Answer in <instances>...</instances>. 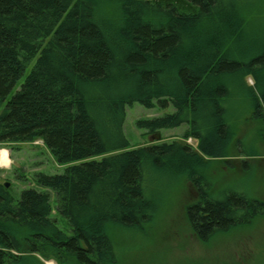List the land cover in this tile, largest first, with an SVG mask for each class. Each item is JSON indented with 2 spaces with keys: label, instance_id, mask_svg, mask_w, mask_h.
<instances>
[{
  "label": "trees",
  "instance_id": "1",
  "mask_svg": "<svg viewBox=\"0 0 264 264\" xmlns=\"http://www.w3.org/2000/svg\"><path fill=\"white\" fill-rule=\"evenodd\" d=\"M234 101L264 123V0H0V143L41 139L68 163L38 182L71 226L58 225L49 191L16 199L0 182V264H121L118 234L156 217L151 170L196 189L186 214L201 241L264 215L263 199L216 196L206 175L214 161L241 157L248 168L244 157L258 154L237 136ZM135 102L172 104L139 124H186L196 149L130 146L123 126Z\"/></svg>",
  "mask_w": 264,
  "mask_h": 264
},
{
  "label": "rangeland",
  "instance_id": "2",
  "mask_svg": "<svg viewBox=\"0 0 264 264\" xmlns=\"http://www.w3.org/2000/svg\"><path fill=\"white\" fill-rule=\"evenodd\" d=\"M247 38L250 43V36L247 35ZM248 82L253 84L250 76ZM245 106L240 101H234L229 109L230 114L237 115L233 120L238 127L237 136L244 140L245 148L258 152L256 156L244 157L252 166L244 168L241 164L243 158L231 156L228 160L232 164L214 161L208 166L206 175L216 196L221 197L225 192L237 190L264 200V142L259 138V133L264 134V123L253 121L249 109L243 108ZM173 111L172 104L167 107H160L159 104L147 107L140 102L129 105L123 128L130 146L178 140L196 149L197 140L191 137L185 139L183 136L188 127L186 124L154 131L139 124V121ZM67 166L68 163L57 161L41 139L0 143V182H9L8 188L16 199L28 187L49 191L52 215L58 225L70 233L68 219L57 212L55 191L38 182L39 173H63ZM150 174L147 176V188L157 205L156 217L142 230L134 229L118 234L121 264H264L263 214L233 231L201 241L186 214L187 204L197 197L193 185L171 170H151ZM45 263L57 264L55 260H46Z\"/></svg>",
  "mask_w": 264,
  "mask_h": 264
},
{
  "label": "water",
  "instance_id": "3",
  "mask_svg": "<svg viewBox=\"0 0 264 264\" xmlns=\"http://www.w3.org/2000/svg\"><path fill=\"white\" fill-rule=\"evenodd\" d=\"M159 137V136H158ZM5 186L8 187L9 186V182H5Z\"/></svg>",
  "mask_w": 264,
  "mask_h": 264
}]
</instances>
